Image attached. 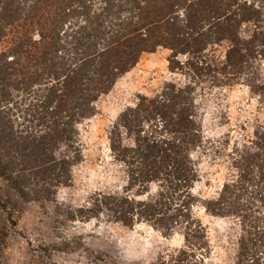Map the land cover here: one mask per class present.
<instances>
[{"label":"trees","instance_id":"1","mask_svg":"<svg viewBox=\"0 0 264 264\" xmlns=\"http://www.w3.org/2000/svg\"><path fill=\"white\" fill-rule=\"evenodd\" d=\"M261 4L0 0V190L9 189L0 210L9 224L16 226L21 204L42 209L71 185L83 159L79 125L144 53L167 49L171 68L208 76L212 85H247L264 97ZM191 88L138 95L119 113L108 146L124 186L94 193L65 220L104 216L124 228L144 224L177 234L183 247L152 264H205L210 247L195 216L200 205L237 224L234 264H264V131L232 149L229 177L214 197L201 200L193 194L199 179L193 154L202 145V123Z\"/></svg>","mask_w":264,"mask_h":264},{"label":"rangeland","instance_id":"2","mask_svg":"<svg viewBox=\"0 0 264 264\" xmlns=\"http://www.w3.org/2000/svg\"><path fill=\"white\" fill-rule=\"evenodd\" d=\"M169 57L170 51L164 48L142 54L137 65L99 98L94 115L78 127L82 162L72 169L71 185L57 191L56 203L42 209L32 202L21 204L15 227L0 210V236L5 243L0 264H152L183 247L181 236H164L148 225L129 229L104 216L89 221H66L64 216L86 206L94 193L121 191L124 175L110 156L108 130L138 95L153 97L169 85L192 86L190 95L199 108L203 136L193 154L199 175L193 194L201 200L214 197L229 177L232 149L264 131V97L257 89L243 84L212 85L208 76L196 79L191 72L171 68ZM7 193L3 185V200ZM195 216L207 231L210 251L205 264H234L238 235L234 220L208 215L200 205Z\"/></svg>","mask_w":264,"mask_h":264}]
</instances>
